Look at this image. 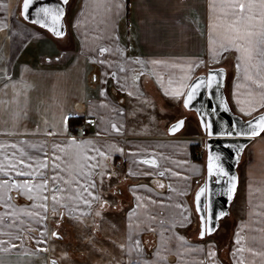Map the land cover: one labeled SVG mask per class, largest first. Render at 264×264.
<instances>
[{"label":"crops","instance_id":"obj_1","mask_svg":"<svg viewBox=\"0 0 264 264\" xmlns=\"http://www.w3.org/2000/svg\"><path fill=\"white\" fill-rule=\"evenodd\" d=\"M22 1L0 0V264H264V134L242 154L225 240L195 238L206 138L184 105L190 84L220 69L234 114L264 109V44L249 59L226 39L228 0H68L60 36L26 21ZM156 98L170 131L139 133L156 129ZM45 154L46 169L19 165ZM32 171L43 175L18 174ZM41 179L47 191L23 187ZM87 221L88 256L75 238L49 253Z\"/></svg>","mask_w":264,"mask_h":264},{"label":"water","instance_id":"obj_2","mask_svg":"<svg viewBox=\"0 0 264 264\" xmlns=\"http://www.w3.org/2000/svg\"><path fill=\"white\" fill-rule=\"evenodd\" d=\"M67 3L68 0H32L25 14L23 0L21 12L23 18L29 23L35 24L52 35L60 36L57 32L64 33ZM54 16L59 18L54 20ZM210 75L211 86H209ZM194 85L195 89H193ZM224 85L225 73L220 69H210L206 75L198 76L192 81L184 97L185 107L196 113L206 138V179L196 189L193 198L194 210L203 232V236L200 232V237L212 235L218 229L220 222L229 215V209L238 188L237 167L242 154L247 145L264 132L257 128L258 134L254 136L237 134L256 127L255 122L264 116V112L244 121L231 111L224 93ZM190 92L193 96L186 105L185 100L189 98ZM180 122L174 127L178 128L177 125L183 123ZM209 156L212 157L213 165L211 174L208 170ZM232 177L235 179L233 180ZM52 264L58 263L52 261Z\"/></svg>","mask_w":264,"mask_h":264},{"label":"snow or ice","instance_id":"obj_3","mask_svg":"<svg viewBox=\"0 0 264 264\" xmlns=\"http://www.w3.org/2000/svg\"><path fill=\"white\" fill-rule=\"evenodd\" d=\"M32 3V0H24V12L27 14L29 5ZM225 8L231 10L230 12H227L226 15H231L234 17L233 19L229 20L227 27H226V39L236 46L240 51H242L249 59H251L252 54L255 50V47L257 44H264V0H247V2H244V0H228V2L225 4ZM238 10V11H237ZM47 11V9H45ZM258 13V14H257ZM58 16H54L53 19H58ZM53 31H56L53 29ZM57 35H62V33L57 32ZM101 51H104L101 49ZM212 77L209 76V86H211ZM193 89H195V85L193 86ZM193 93H189V98L185 100V104L187 105L189 103V100L192 98ZM182 123V122H180ZM256 127H253L252 130L247 132H239L238 135H246V136H254L258 134L257 128L260 131H264V116H261L259 120L255 122ZM179 125H177L178 127ZM115 127V125H113ZM176 129L173 128L172 131H175ZM211 134V132L209 133ZM231 135V133H228ZM4 145H0V148H3ZM12 147H15V145H12ZM101 155H104L103 153H100ZM15 156V153L13 154ZM21 155H23V152H21ZM9 160L8 168L9 170L17 169L18 165L11 159L7 158ZM29 159H32L29 157ZM42 159L45 161V163H41L39 165H33L30 163H27L24 159H19V165L26 166L28 168H34V169H46L47 168V159L48 156L45 154ZM56 159H59L57 157ZM56 159L53 160V201H56L57 199V193L60 191L58 186L55 183V180L57 178V173L55 172V169L58 167L56 164ZM91 159V158H89ZM212 157L209 156V174L212 173ZM0 171H4V166L0 165ZM20 175H28L33 178H35L38 174L43 175V173H38L37 171H32L28 173L18 172ZM234 180L235 177H232ZM4 184H7L8 181H4ZM13 184L15 185V182L13 181ZM49 184V180L47 179H41L39 183L33 184L28 181H25L23 187L27 189L28 192H32L33 190L36 191H47V186ZM235 186L233 185V188ZM87 190V189H85ZM43 200H47V197H42ZM87 203V201H85ZM42 207L47 208V205L44 204ZM53 235H57V233H53ZM201 235L203 236V232H201Z\"/></svg>","mask_w":264,"mask_h":264},{"label":"rangeland","instance_id":"obj_4","mask_svg":"<svg viewBox=\"0 0 264 264\" xmlns=\"http://www.w3.org/2000/svg\"><path fill=\"white\" fill-rule=\"evenodd\" d=\"M137 64H139L138 60H137ZM141 69L142 68H139L138 71H140ZM157 100L158 99L156 98V103L154 104V107H155V110H156V129L152 128L151 124H153V123H148V122L140 123L139 124V128H138V132L139 133H141V132L144 133V134L154 133L155 130H156V133H160V132H164L165 133L167 131H170V129L166 128V125L169 122V116L172 117L173 112L170 111V108L164 106V102H162V100H160V99H159V101H157ZM262 112H264V109L259 111V109L257 110V108H255L253 110V112L249 113L248 115L242 114L241 112L240 113L237 112L236 115L239 116L240 118H242L244 121H248V120L254 118L255 116H257L258 114H260ZM131 118H133V116H131ZM132 120H135V118L132 119ZM142 126H143V129H142ZM195 132H198V130H195ZM202 133H203V131H202ZM86 136H87V133H86ZM202 143H204V145H205V141L202 140L201 144ZM243 167H244V158H241V161L239 162L238 167H237L238 176H239V173H240V177H242V169H243ZM235 199L236 200H235L234 204H232L230 206L229 215L227 217H225L220 222L218 229L212 235H209V236H206V237H200L199 236V222H198V217H196L194 220H195V223L197 222L198 229H196L195 238L196 239L197 238L198 239H204L205 238L206 240H208L210 242H214V243H217V241H224L225 238H223V240L219 239L220 235H221L220 233H223V232L226 233L228 228L229 227L231 228V226H232V224H231L232 221L230 220V212H231V210L233 211L235 209V207H236V205H237V203L239 201V195ZM230 228H229V231L231 230ZM82 230L83 231L80 234L78 232H76L75 234L74 233L72 234V233H67V232H64V231H60V236H61L62 239L61 240H52V242L50 243L52 245H51V247L49 249V253L52 256L54 255L53 252H54L55 242L59 241L61 243V241H62V243H63L62 246L63 247H69V246L72 245L71 240H73V238H75L79 244H82L83 242H85V244H82L83 245L82 247L86 248L85 253L88 256L89 247H90V245H92L94 243V242L90 243L91 237H92L93 234L91 233L88 221L83 223ZM105 238L107 240L103 241V244H109V245L113 244L114 248H117V246H119L118 244H120V241L123 239L122 235H107V236H105ZM79 244H78L77 247H80Z\"/></svg>","mask_w":264,"mask_h":264},{"label":"built area","instance_id":"obj_5","mask_svg":"<svg viewBox=\"0 0 264 264\" xmlns=\"http://www.w3.org/2000/svg\"><path fill=\"white\" fill-rule=\"evenodd\" d=\"M137 71H138V70H137ZM80 136H86V131L83 130V129H81V130H80Z\"/></svg>","mask_w":264,"mask_h":264},{"label":"trees","instance_id":"obj_6","mask_svg":"<svg viewBox=\"0 0 264 264\" xmlns=\"http://www.w3.org/2000/svg\"><path fill=\"white\" fill-rule=\"evenodd\" d=\"M70 122H71V120H70ZM74 125H75V124H74L73 122L70 123V126H71V127H74ZM263 134H264V132H263ZM192 150H193V151L195 150V147H194V146H193ZM193 151H192V152H193ZM148 253H149V252H148Z\"/></svg>","mask_w":264,"mask_h":264},{"label":"flooded vegetation","instance_id":"obj_7","mask_svg":"<svg viewBox=\"0 0 264 264\" xmlns=\"http://www.w3.org/2000/svg\"><path fill=\"white\" fill-rule=\"evenodd\" d=\"M196 213V212H195ZM197 215V214H196ZM198 217V216H197ZM198 222H199V236H200V232H201V229H200V221L198 219Z\"/></svg>","mask_w":264,"mask_h":264}]
</instances>
